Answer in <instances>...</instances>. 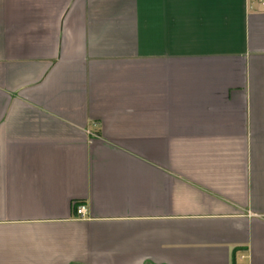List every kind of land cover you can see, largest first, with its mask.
<instances>
[{
	"label": "crops",
	"instance_id": "crops-1",
	"mask_svg": "<svg viewBox=\"0 0 264 264\" xmlns=\"http://www.w3.org/2000/svg\"><path fill=\"white\" fill-rule=\"evenodd\" d=\"M234 260L264 264V11L0 0V264Z\"/></svg>",
	"mask_w": 264,
	"mask_h": 264
},
{
	"label": "built area",
	"instance_id": "built-area-1",
	"mask_svg": "<svg viewBox=\"0 0 264 264\" xmlns=\"http://www.w3.org/2000/svg\"><path fill=\"white\" fill-rule=\"evenodd\" d=\"M252 5H256L258 8L264 11V0H249ZM76 213L79 217H85L87 214V209L85 205H77Z\"/></svg>",
	"mask_w": 264,
	"mask_h": 264
},
{
	"label": "trees",
	"instance_id": "trees-1",
	"mask_svg": "<svg viewBox=\"0 0 264 264\" xmlns=\"http://www.w3.org/2000/svg\"><path fill=\"white\" fill-rule=\"evenodd\" d=\"M233 264H238V263H236V261L234 260Z\"/></svg>",
	"mask_w": 264,
	"mask_h": 264
}]
</instances>
